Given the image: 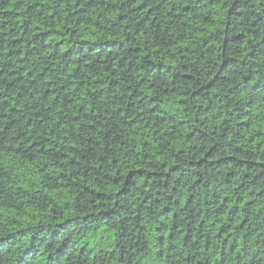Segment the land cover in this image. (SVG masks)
I'll return each mask as SVG.
<instances>
[{
	"label": "trees",
	"instance_id": "1",
	"mask_svg": "<svg viewBox=\"0 0 264 264\" xmlns=\"http://www.w3.org/2000/svg\"><path fill=\"white\" fill-rule=\"evenodd\" d=\"M0 264H264V0H0Z\"/></svg>",
	"mask_w": 264,
	"mask_h": 264
}]
</instances>
